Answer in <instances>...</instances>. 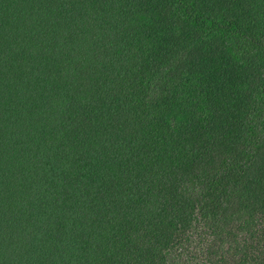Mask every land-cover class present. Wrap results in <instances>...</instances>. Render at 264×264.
Segmentation results:
<instances>
[{"label":"trees","instance_id":"obj_1","mask_svg":"<svg viewBox=\"0 0 264 264\" xmlns=\"http://www.w3.org/2000/svg\"><path fill=\"white\" fill-rule=\"evenodd\" d=\"M0 264H264V0H0Z\"/></svg>","mask_w":264,"mask_h":264}]
</instances>
